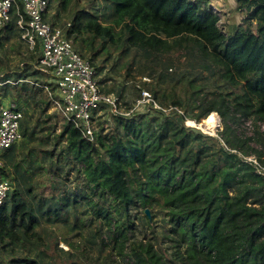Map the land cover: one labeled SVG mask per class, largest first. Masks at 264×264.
I'll return each instance as SVG.
<instances>
[{
    "label": "trees",
    "instance_id": "trees-1",
    "mask_svg": "<svg viewBox=\"0 0 264 264\" xmlns=\"http://www.w3.org/2000/svg\"><path fill=\"white\" fill-rule=\"evenodd\" d=\"M211 1L48 0L49 7L55 2L59 12L71 19L66 34L73 36L77 51L94 67L97 77L104 63L114 59L113 54L121 55L128 48L129 69L138 53L189 50L202 58L209 82L181 98L150 81H140L139 88L133 87L132 94L122 97V91L116 94L119 81L113 75L99 79L102 91L116 94L125 110L132 107L141 89L148 90L162 107L173 109L128 116L106 112L103 119H96L92 142L64 120L57 134L56 124L45 127L53 129V148L60 142L63 145L57 154L40 150L54 161L48 170L61 189L37 198L31 186L12 189L10 206L7 198L0 208V261L60 264L53 252L57 241L51 237L55 232L63 237L68 231H80L82 216L92 214L99 226L87 241L101 245L99 251L105 246L111 250L102 264H264V152L232 127L237 115L264 120V0H235L242 23L225 27L218 25L220 18L210 7ZM15 21L11 11L9 24L0 32V50L6 42L12 45L16 37L23 42ZM119 45L125 49L118 50ZM33 51L39 52L38 45ZM27 59L31 63H23L24 76L39 75L34 82L43 81L45 77L33 69L37 57L33 53ZM115 67L116 60L110 71ZM167 71L173 73L172 68ZM21 79L0 90L27 82L25 77L15 78ZM193 83L186 81V92ZM30 84V91H22L33 97L34 91L42 93L35 83ZM45 98L51 106L46 94ZM34 100V104L41 102L40 97ZM46 109L38 113L46 116ZM212 112L222 120L219 137L185 123L188 119L199 122ZM106 119L111 130L103 125ZM48 121L47 117L42 120ZM33 138L35 132L29 137ZM38 142L51 144L48 136H39ZM251 155L261 166L260 173L242 158ZM65 160L71 163L76 181L82 179L69 192L61 179ZM3 175L10 176L5 167ZM76 205H81V211ZM157 216L161 231L157 235L152 229L148 235L146 228ZM137 220L146 227L138 229ZM67 256L84 262L75 254Z\"/></svg>",
    "mask_w": 264,
    "mask_h": 264
},
{
    "label": "rangeland",
    "instance_id": "rangeland-1",
    "mask_svg": "<svg viewBox=\"0 0 264 264\" xmlns=\"http://www.w3.org/2000/svg\"><path fill=\"white\" fill-rule=\"evenodd\" d=\"M210 7L215 11V13L218 14L220 18L218 25H220V27H225L231 23L241 25L243 14L237 9L235 0H212ZM48 10L49 11L46 17L47 20L53 23L56 22L55 24L63 26V29L66 32V30L70 27L71 22V19L66 16L67 13L64 15L62 12H59L55 2L50 5ZM54 16L56 17L54 18ZM70 39L72 40L75 49L79 51L80 49L74 41L72 35L70 36ZM121 46L123 45H119L118 50H121ZM2 49L3 50H0V73H5L7 75L6 77L11 80H15L17 75L20 78L25 77V80L30 83H34L35 78L40 79L39 75H36V77L24 76V72H22L23 63H31V60L27 58L33 53L34 56L38 58V51L37 53L34 52L33 49L27 47L25 43L20 42L17 37L13 39L12 45L10 42H6L4 44V48ZM128 50L125 53H121V55H119L118 52L113 54L114 59L104 63V69L100 70L101 74L98 76L99 80L107 75H113V80L117 79L119 81L116 82V85H118V87H116L118 89L116 94H118L119 91H122V97H125L123 95L128 96L132 94L133 87H140V79L144 76L148 77L150 80L149 83L155 85L157 89L165 90L168 93H174L181 98L189 95L193 89H199L201 86L203 87L209 82L208 80L206 81V79H208V74L204 68V62L195 51L177 50L169 53H154L152 55L138 53L134 65H132V67L129 69L127 64L131 59L130 56L132 55L129 54L131 51ZM82 55L85 56L83 52ZM115 60L118 64V68L115 67L112 69V71H110L111 67L115 65ZM100 62L101 60L97 62V66ZM169 68L173 69L172 74L168 73L167 69ZM159 74H161L162 77L158 79V76H160ZM187 80H191L194 83L186 92ZM27 82L20 83L17 88L7 86L3 88V90H0L3 95L1 96V103L3 105L8 104L9 102H17L24 109L23 117L19 121L21 140L17 144L13 145L10 149L0 152V159L4 164L6 172L10 174V176L6 177L12 182L13 189L23 185L26 187L31 186L34 192L33 194L37 198V196L40 197V195L49 196V194L57 192V190L61 189V184L59 181H56L54 173L48 170L50 162L53 164L54 161L49 157H45L43 152L40 150L47 148L48 151L53 150L56 154L59 152V148H61L63 145L60 142L58 144L59 146H57L58 148H53V129L50 127L47 131L44 128L56 124L54 133L57 134L65 123L63 122V119L55 113L53 108L49 106L48 101L45 98L46 93L44 94L42 89L41 91L44 94L42 97V93L40 91L38 93H35L34 91V97L22 91H27L28 89V91L31 90L32 86ZM34 90H36V88H34ZM207 90L208 89L204 91ZM17 92H20V94H17ZM199 94L202 95L203 91H200ZM27 95L29 97V101L25 102L24 99ZM39 97L41 99L39 105L38 103L34 104V99H39ZM43 109H46L45 114L48 115L45 116L44 114L38 113V110ZM212 113L215 114L217 121V127L213 131H204L199 129L197 121H195V123H190L188 119L185 123L190 127H194V125H196L195 128L209 136L219 137L218 133L223 129L222 120L216 112ZM44 117L49 118L47 123L42 122ZM237 119L238 120L235 122V124L232 125L233 129H235L241 136L250 137L252 139L251 145L258 151L263 149L264 152V120H253L252 118L245 119L239 115H237ZM103 125L106 129H112V125L107 119L105 122H103ZM34 132L35 138L30 140L29 137ZM39 136L44 138H47L48 136V141L51 144L47 146L41 145L38 142ZM246 157L247 156H242L243 159ZM248 157L250 158V162L258 165L260 170H262L261 166L258 164L259 162L256 160V156L251 155ZM66 161L67 160H65V162ZM70 164L71 163L66 162L61 178L62 181L66 182L67 186L69 185V190H65L63 187V190L67 192L78 188L82 181L81 178H77L79 182L76 181V173L73 171ZM14 168L16 171H18V173H16L17 175H15L12 170ZM18 177L21 178V180L18 179ZM53 181H56V185L58 186L57 189H54L55 185L53 184ZM19 190H21V188H19ZM11 195L12 193L10 191L7 196L9 206L11 204ZM76 206V210L79 209V211H81V205ZM77 216L79 215L77 214ZM59 219L62 222L64 218L60 217ZM69 219H71V216ZM153 220L150 221L151 227L146 228L148 235H152V229L156 234L157 232L159 233L161 231L160 228H157L160 225L159 216ZM136 224L138 229H144L146 227L142 225L139 220H137ZM82 226L83 228H81L80 231H68L63 237L55 232L54 236L51 237L57 241V247L53 252L55 253L56 260L59 261L60 264H66L69 261H75V264H102L105 255L107 253H111L110 247L105 246L101 251H99L101 245L93 246L87 241L88 238L90 239L89 233L94 229H97L99 226L97 221L94 220V216L92 214H84L82 216ZM55 229L56 228H54V230ZM59 250H62L65 253H62ZM82 251H84L83 254ZM70 254L77 255L80 257V260L84 262L74 260V257H68L67 255ZM112 258H115L114 253H112ZM0 264H4V262L1 260Z\"/></svg>",
    "mask_w": 264,
    "mask_h": 264
},
{
    "label": "built area",
    "instance_id": "built-area-1",
    "mask_svg": "<svg viewBox=\"0 0 264 264\" xmlns=\"http://www.w3.org/2000/svg\"><path fill=\"white\" fill-rule=\"evenodd\" d=\"M48 7V0H0V32L6 29L13 11L21 40L30 49H34L35 45L39 47V57L33 69L45 78L41 82H34L35 85L47 94L53 110L78 130L84 139L94 140L96 119L98 116L103 119L106 112L128 116L150 109L164 113L173 109L159 105L146 89H141L131 108L123 109L114 93L102 91L94 67L75 49L63 26L47 20ZM4 74L0 73V89L22 81H13ZM141 81L150 80L144 76ZM1 100L0 95V152L21 140L19 121L24 112L17 102L3 105ZM245 159L250 160L249 157ZM253 165L260 173L259 166ZM3 169L4 164L0 159V208L13 189L12 182L3 175Z\"/></svg>",
    "mask_w": 264,
    "mask_h": 264
},
{
    "label": "bare ground",
    "instance_id": "bare-ground-1",
    "mask_svg": "<svg viewBox=\"0 0 264 264\" xmlns=\"http://www.w3.org/2000/svg\"><path fill=\"white\" fill-rule=\"evenodd\" d=\"M218 119V118H217ZM190 123H195V121H190ZM198 127L204 131L209 130L213 131L217 127V121H216V116L214 113H210L207 117L203 118L201 122H198ZM196 125H194L195 127Z\"/></svg>",
    "mask_w": 264,
    "mask_h": 264
},
{
    "label": "water",
    "instance_id": "water-1",
    "mask_svg": "<svg viewBox=\"0 0 264 264\" xmlns=\"http://www.w3.org/2000/svg\"><path fill=\"white\" fill-rule=\"evenodd\" d=\"M200 129V128H199ZM144 214L147 216V217H150V213H149V210L148 209H145L144 210Z\"/></svg>",
    "mask_w": 264,
    "mask_h": 264
}]
</instances>
